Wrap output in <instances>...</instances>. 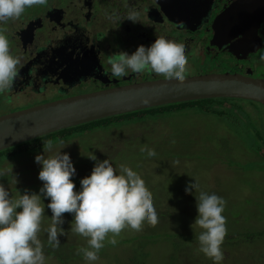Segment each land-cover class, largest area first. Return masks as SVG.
<instances>
[{
  "label": "rangeland",
  "instance_id": "1",
  "mask_svg": "<svg viewBox=\"0 0 264 264\" xmlns=\"http://www.w3.org/2000/svg\"><path fill=\"white\" fill-rule=\"evenodd\" d=\"M186 46L191 47L190 53L186 51L189 64L186 77L236 72L234 59L210 51L204 42L199 51H192L196 44ZM256 73L264 74V67H259ZM153 75L145 71L140 79L146 81ZM161 77L164 76L157 78ZM95 89L93 84L85 85L76 94ZM48 101L53 99L28 100L14 110ZM185 105H176L165 115L144 118L139 124L130 121L118 125L121 128L102 132L96 129L82 141L75 131L69 143L53 146L47 154L32 155L20 159V163L9 161L0 166V172L5 175L18 172L15 182L8 184L0 178V183L15 198L25 191L39 194L43 187L39 179L42 166L35 158L58 151L70 155L76 169L73 182L77 191L80 181L91 175L97 161L109 159L117 169L121 164L126 165L145 180L153 195L159 224L155 228L145 224L140 232L126 229L116 237L114 246L105 241L99 260L93 264H215L199 250L197 237L202 230L192 227L198 216L195 189L192 194L185 189L198 181L201 191L214 193L227 202L223 215L227 218L228 231L222 245L225 259L221 264H264V149L255 143L258 135L264 138L263 132L259 134L255 130H264V109L250 101L224 98L198 102L195 107ZM144 146L154 149L156 156L149 157L147 152H141ZM93 155L96 162L89 163ZM83 160L87 163L77 164ZM32 183L38 186L24 187L21 191L14 189L16 184ZM42 199L45 214L39 238L44 244L45 264H89L82 254L73 251L71 257L72 249H66L68 243L81 248L86 247L82 244L88 245L86 238L71 231L72 214L64 215L65 235L59 237L60 247L54 249L48 244L47 229L51 225L52 212L46 205L51 201ZM53 252L66 258L61 261Z\"/></svg>",
  "mask_w": 264,
  "mask_h": 264
},
{
  "label": "flooded vegetation",
  "instance_id": "2",
  "mask_svg": "<svg viewBox=\"0 0 264 264\" xmlns=\"http://www.w3.org/2000/svg\"><path fill=\"white\" fill-rule=\"evenodd\" d=\"M131 9L140 12L139 23L108 19L113 13L126 17ZM0 27L7 29L12 54L22 58L12 91L0 95V115L28 100L81 94L76 92L85 85L93 84V92L143 82V73L131 70L113 76L108 55L132 54L160 36L183 43L189 53L186 45L196 44L192 51H199L204 42L234 59L236 73L264 78L256 73L264 67V0H48ZM158 76L146 81L165 78Z\"/></svg>",
  "mask_w": 264,
  "mask_h": 264
},
{
  "label": "clouds",
  "instance_id": "3",
  "mask_svg": "<svg viewBox=\"0 0 264 264\" xmlns=\"http://www.w3.org/2000/svg\"><path fill=\"white\" fill-rule=\"evenodd\" d=\"M47 4L48 0H0V24L20 19L28 8ZM139 18L140 12L136 9H131L123 18L116 13L108 17L113 22L123 19L134 24L139 23ZM6 32V28L0 27V94L12 91L22 60L12 54ZM107 63L116 77H126L129 70L136 74L149 71L166 80L179 81L181 85L189 70L185 45L163 36L148 47L140 45L131 55L125 51L108 55ZM6 100L12 103L13 97L8 96ZM52 149L51 140L44 144V153ZM141 152L156 156L155 150L147 146ZM89 158L96 161L94 155ZM35 159L42 166L39 179L43 187L39 194L25 191L15 198L0 183V264H45L44 244L39 238L45 214L42 197L51 201L46 205L52 212L47 229L48 244L54 249L60 247L59 237L65 235L64 215L72 214L71 231L86 238L88 244L77 253L89 264L99 260L105 241L114 246L116 237L126 229L140 232L145 224L153 228L159 224L153 195L145 180L131 167L121 164L117 169L109 159L97 161L91 175L80 181L77 191L73 182L76 169L70 155L58 151L49 156L37 155ZM3 175L5 172H0ZM192 189H195L198 210L192 227L202 230L197 237L199 250L215 264H221L225 259L222 245L228 231L227 218L223 215L227 202L214 193L201 191L198 181L189 184L185 191L192 194Z\"/></svg>",
  "mask_w": 264,
  "mask_h": 264
},
{
  "label": "water",
  "instance_id": "4",
  "mask_svg": "<svg viewBox=\"0 0 264 264\" xmlns=\"http://www.w3.org/2000/svg\"><path fill=\"white\" fill-rule=\"evenodd\" d=\"M243 22L252 23L253 20ZM219 98L252 101L264 109V78L236 72L208 73L186 77L183 85L179 81L162 78L78 94L13 111L0 115V151L115 116Z\"/></svg>",
  "mask_w": 264,
  "mask_h": 264
},
{
  "label": "trees",
  "instance_id": "5",
  "mask_svg": "<svg viewBox=\"0 0 264 264\" xmlns=\"http://www.w3.org/2000/svg\"><path fill=\"white\" fill-rule=\"evenodd\" d=\"M204 101H208V100H198V101H192V102H185L182 104L166 105V106H160L159 108L155 107V108H151V109H147V110H143V111H139V112H134V114L129 113V114H125V115L115 116V117L91 122L88 124L80 125L77 127H73L70 129L62 130V131H59L56 133H52V134L31 140L29 142H25V143H22L20 145H16L12 148L0 151V164H1L0 166H4L9 161H18V163H20V159H22V158L30 157L32 155H36V154H40V153H44V144H47V142L50 140L53 142V146H57V147H60L61 145L65 144V143H69L70 135H72L73 132H75V131L80 134V136L78 138H80L82 141V140L87 139V137L90 136V134L91 135L94 134L92 132L96 129L99 130L98 132H102L103 130H111L113 128L114 129L115 128H121L118 125H120L122 123L128 124V122L131 123L130 121H136L139 124L140 122H144L142 120L144 118H148L149 116L165 115L166 113L171 112V110L173 108H175L174 106H176V105H183V104L185 105L186 104L184 107H195L196 103L199 102V104H201V102H204ZM167 111H169V112H167ZM205 111H210V109H205ZM255 130L259 131L258 132L259 134L263 132V136H264V130L263 129L262 130L261 129H255ZM255 143H257V145H260V147L262 149H264V147H262V145L264 144V138L262 139L261 135L260 136L258 135V141H256ZM47 153L48 152H46V154ZM91 162H96V161H94V160L89 161V163H91ZM84 163H87V162H85L84 160L77 162V164H84ZM35 171L36 170L33 169V173ZM17 173L18 172H14L12 174L3 175V176H0V178H3L4 182L6 181L9 184V181L15 182V180L17 178ZM15 186L16 187L14 189L21 191L24 187L30 188L33 186H38V184L32 183L30 185H23V186L16 184ZM82 245H84L86 247L88 246L86 244H82ZM80 248H81V246L80 245L78 246L75 243L72 245L70 243H68L66 246V249H69V250L72 249L71 250V257L74 256V254H72V252L73 251L77 252V250ZM53 253H55V252H53ZM55 254L61 261H64V259L66 258L61 253H55ZM71 257L68 256L69 259H73Z\"/></svg>",
  "mask_w": 264,
  "mask_h": 264
}]
</instances>
